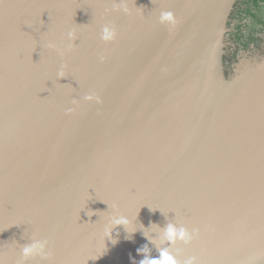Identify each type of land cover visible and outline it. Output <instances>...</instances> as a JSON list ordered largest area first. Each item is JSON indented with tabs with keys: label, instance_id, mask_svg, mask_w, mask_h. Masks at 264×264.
<instances>
[{
	"label": "water",
	"instance_id": "water-1",
	"mask_svg": "<svg viewBox=\"0 0 264 264\" xmlns=\"http://www.w3.org/2000/svg\"><path fill=\"white\" fill-rule=\"evenodd\" d=\"M238 1L0 0L4 264L38 242L28 264H139L169 224L201 234L178 259L264 264V24Z\"/></svg>",
	"mask_w": 264,
	"mask_h": 264
},
{
	"label": "clouds",
	"instance_id": "clouds-1",
	"mask_svg": "<svg viewBox=\"0 0 264 264\" xmlns=\"http://www.w3.org/2000/svg\"><path fill=\"white\" fill-rule=\"evenodd\" d=\"M117 11H123L129 16L134 15L133 9H131L127 3L117 6ZM140 13V9H136V14ZM159 21L162 25H170L173 28L179 23L176 16L172 12L164 11L161 12ZM72 40L77 38V33L72 32L69 34ZM101 39L105 44H112L118 39V30L113 28L111 25H105L101 32ZM49 47H54V45H49ZM100 62H105V56H100ZM66 75L65 71H61L59 76L64 78ZM85 103H101L100 97L95 94H88L83 97ZM75 107L69 109L67 113L69 115L75 114L77 109L80 107V101H73ZM112 226L124 227L128 231H135L132 227V220L128 216H119L111 220ZM104 236L112 240L111 228H106L104 231ZM199 229L189 230L187 227H177L174 224H169L163 231L161 235L160 243L167 242L170 247L158 248V256L153 257L151 254V249L145 246L143 249L138 250L139 255L143 257L139 261V264H200L198 257L191 256L188 259L181 260L178 257L183 255V250L177 248V245L191 246L194 241L198 240L200 237ZM146 238L151 239L145 234ZM115 242V241H113ZM156 243V241H153ZM35 257H42L45 260L52 261L54 259L53 251L48 250L47 242L44 243H34L23 247L21 252V259L18 264H28V261ZM0 264H4V261L0 259Z\"/></svg>",
	"mask_w": 264,
	"mask_h": 264
},
{
	"label": "trees",
	"instance_id": "trees-1",
	"mask_svg": "<svg viewBox=\"0 0 264 264\" xmlns=\"http://www.w3.org/2000/svg\"><path fill=\"white\" fill-rule=\"evenodd\" d=\"M239 8L238 10L234 11V18H239V22L246 20L247 18L251 19H259L258 21L260 24H264L263 21H261V18H258L256 12L254 10H257L260 8L262 4H264V0H239L238 1ZM247 26V24L240 23L236 26L237 28V38L238 40H242L244 36V28ZM259 40L258 37L254 36V34H250L249 40L250 42L257 43ZM248 41L244 44H248Z\"/></svg>",
	"mask_w": 264,
	"mask_h": 264
},
{
	"label": "flooded vegetation",
	"instance_id": "flooded-vegetation-1",
	"mask_svg": "<svg viewBox=\"0 0 264 264\" xmlns=\"http://www.w3.org/2000/svg\"><path fill=\"white\" fill-rule=\"evenodd\" d=\"M235 10H238V8H236ZM235 10H234V11H235ZM234 11H233V12H234ZM256 14H257V12H256ZM257 16H258V14H257ZM258 18H259V17H258ZM261 21L264 22V20H262V18H261ZM246 34H247V33L245 32L244 37L246 36Z\"/></svg>",
	"mask_w": 264,
	"mask_h": 264
}]
</instances>
